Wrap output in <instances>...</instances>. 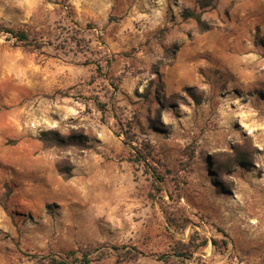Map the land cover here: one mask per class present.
I'll return each mask as SVG.
<instances>
[{"label": "rangeland", "instance_id": "374dc122", "mask_svg": "<svg viewBox=\"0 0 264 264\" xmlns=\"http://www.w3.org/2000/svg\"><path fill=\"white\" fill-rule=\"evenodd\" d=\"M0 27L29 37L0 32V264H264V0H0Z\"/></svg>", "mask_w": 264, "mask_h": 264}, {"label": "trees", "instance_id": "16d2710c", "mask_svg": "<svg viewBox=\"0 0 264 264\" xmlns=\"http://www.w3.org/2000/svg\"><path fill=\"white\" fill-rule=\"evenodd\" d=\"M197 21L199 22L200 19L197 18ZM0 32L9 33L12 36H14L18 41L25 42V43L28 42V39H29L27 33L24 30H22V29H14V28H9V27H0ZM39 139L42 142H44V143H49V144L56 145V146L68 143L67 140L63 139L56 131H53V130L42 131L40 136H39ZM60 171L63 174H66V176H68L67 174H69L68 173V169H60ZM155 178L158 181L161 180V177L159 175H156ZM225 242H226V240H223L224 244H225ZM206 243H207V241L204 239L202 241V245H204ZM211 244L213 246H215L216 240L212 239L211 240ZM112 248L116 249L117 247H112ZM73 253H74V251H69L66 254L68 256H71ZM89 262H90V259H88L87 256L85 254H83L81 256V259H79V263L78 264H89ZM51 264H68V261L66 259H59V260L52 259L51 260Z\"/></svg>", "mask_w": 264, "mask_h": 264}]
</instances>
